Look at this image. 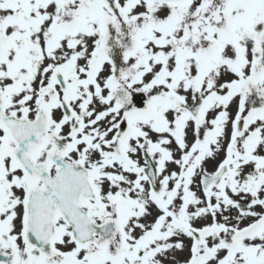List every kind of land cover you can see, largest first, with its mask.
<instances>
[{"label":"snow or ice","instance_id":"6c2138e0","mask_svg":"<svg viewBox=\"0 0 264 264\" xmlns=\"http://www.w3.org/2000/svg\"><path fill=\"white\" fill-rule=\"evenodd\" d=\"M0 264H264V0H0Z\"/></svg>","mask_w":264,"mask_h":264}]
</instances>
